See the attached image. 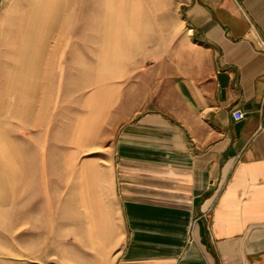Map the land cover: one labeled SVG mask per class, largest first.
Returning a JSON list of instances; mask_svg holds the SVG:
<instances>
[{"label":"crops","instance_id":"0c3cea01","mask_svg":"<svg viewBox=\"0 0 264 264\" xmlns=\"http://www.w3.org/2000/svg\"><path fill=\"white\" fill-rule=\"evenodd\" d=\"M170 10L163 72L133 69L114 111L72 130L73 155L110 141L98 171L72 176L84 228H98L111 264H264V0Z\"/></svg>","mask_w":264,"mask_h":264},{"label":"rangeland","instance_id":"374dc122","mask_svg":"<svg viewBox=\"0 0 264 264\" xmlns=\"http://www.w3.org/2000/svg\"><path fill=\"white\" fill-rule=\"evenodd\" d=\"M171 22L170 0H0V264H111L72 177L110 141L73 155L72 130L114 111L133 69L163 72Z\"/></svg>","mask_w":264,"mask_h":264},{"label":"built area","instance_id":"2783aa9c","mask_svg":"<svg viewBox=\"0 0 264 264\" xmlns=\"http://www.w3.org/2000/svg\"><path fill=\"white\" fill-rule=\"evenodd\" d=\"M257 44L264 51V38H258ZM232 116L235 120H241L244 117V112L239 109H235L232 111Z\"/></svg>","mask_w":264,"mask_h":264}]
</instances>
